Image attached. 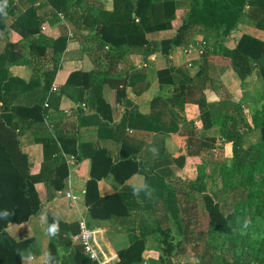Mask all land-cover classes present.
<instances>
[{"label": "trees", "instance_id": "trees-1", "mask_svg": "<svg viewBox=\"0 0 264 264\" xmlns=\"http://www.w3.org/2000/svg\"><path fill=\"white\" fill-rule=\"evenodd\" d=\"M45 1L55 12H63L62 6H65L67 0ZM74 1L79 2V0ZM246 7H248L247 12L245 11ZM13 9L14 0H0V35L4 36L6 46L14 47L18 46L20 42L30 40L28 42L30 55L41 54L42 49L39 48L46 46L38 41L41 38L38 31L41 19L34 16L33 9L28 8L13 21H8L5 16L13 14ZM173 14L174 9L171 1L153 3L152 0H112L110 12L98 10L94 14L86 13L85 16L93 20L90 25L99 41L98 48L108 46L112 52H117L123 47H137L144 50L148 45L144 33L169 29ZM244 18L249 19L256 29L264 30V0H190L189 10L174 36L159 42L158 51L164 59H167L172 51L178 55L184 36L195 27L200 28L205 39H211L212 49H208L202 68L214 64L217 67L216 70L200 68L192 79H188L190 87L196 88L199 92L195 111L202 121L203 129L208 128L210 116L206 113L202 89L204 90L205 86L210 89L213 79L218 77L229 63L232 70L240 73L237 75L240 80L250 75L252 69H256L264 84V42L241 34L232 50L222 47L219 43ZM11 33L16 34L19 38L14 39ZM49 42L47 45H51L53 53L59 54L64 50L66 38L59 36ZM211 56L221 58L222 62L212 59ZM177 61L178 63L182 62L179 58ZM260 61L261 65H258L257 63ZM55 70L56 67L53 65L51 71L44 74V79H48L46 86H43L44 89L49 87ZM207 72L209 77H206ZM90 76L86 73H72L59 92L65 93L69 83L77 79L78 82L84 84L79 85L80 88L91 89L94 96L95 115L101 122L110 125L113 121L109 105L102 99L101 86L105 83L110 90H113L118 89V85L122 84L123 91L126 82L124 79H121L123 81L109 79L103 80L102 84L93 85L88 82ZM85 79L87 83H85ZM156 80L161 85L173 86L172 97L174 98L187 94L186 90L189 86L182 83L174 86L168 69L157 71ZM215 80L218 82L217 78ZM34 85L36 86L38 83L29 82L27 88H33ZM185 106H183V110ZM6 110L8 107L5 105L4 95H0V264H20L21 254L30 242V240L13 241L6 233L7 226L27 222L31 217L36 216L41 206L52 200L57 193L69 188L82 192V198L76 199L74 203L78 212L86 215L88 221L98 222L128 218L130 209L132 207L137 209L140 206H137L134 200L125 198L115 191L100 195L98 182L110 178L115 186H121L136 174L143 176L144 187L149 190V196L140 199L143 204H146L139 210L141 214L138 218L137 235L128 233L126 246L116 251V261L113 264H140L143 261L144 237L150 233L158 235L161 250L158 262L149 259L147 260L148 264H163L168 259L174 249V234L170 223L176 228L177 234L180 230L177 183L173 182L170 177L175 167L169 170L165 169L170 171V175L166 176L164 175L165 170L154 172L152 168L144 169L140 162H137L136 156L139 155L142 158V153L146 155L149 153L132 148L122 141L117 159H114L111 153L104 148L81 144L78 154L73 158L75 165L69 173L65 160L59 154L58 147L49 134L39 135L37 141L42 146V159L39 164L33 165L29 162L28 155L21 149V142L16 133V120H31L32 124H37L42 121L43 111L38 105L30 108L16 107L9 113H6ZM187 119L186 128L184 132H181V135L183 133L186 136L188 150L195 147L196 150L192 149V152L196 154L197 150L207 141L201 138L196 142L198 138L194 136L191 121ZM13 120L15 121L13 122ZM252 125L258 131L259 143L253 148L249 161L246 159L238 161L234 168L237 171L235 173L233 171V182L229 184L225 182L218 190L221 193L224 192L228 195L234 193L235 195L227 201L219 200L213 193H203L202 195L201 201L208 226L227 236L221 248L222 252L214 253L213 264H249V260H251L245 251L247 248L246 235L238 230L250 210L256 216H260L264 211V113L255 118ZM234 137H236V133L221 135L223 141L231 142L233 145ZM59 142L63 143L61 140ZM64 143L68 144L66 141ZM211 143L212 139L209 141V144ZM182 160L181 156L173 159L177 168L182 167ZM86 162H88L87 165ZM184 194L190 193L184 192ZM162 197H164L165 208L157 209L159 198ZM221 206L229 208V213L223 214ZM83 221L86 228H89L84 217ZM46 224L48 229L53 224L58 227V230L53 234L48 231L47 245V262L56 264L59 261L56 249L57 241L69 227L50 217L46 218ZM150 227L151 231H149ZM71 228V233L76 235L78 233L77 224ZM75 243L78 245L73 253L74 264H93L83 254L80 244ZM62 249L65 250L64 247Z\"/></svg>", "mask_w": 264, "mask_h": 264}, {"label": "crops", "instance_id": "crops-1", "mask_svg": "<svg viewBox=\"0 0 264 264\" xmlns=\"http://www.w3.org/2000/svg\"><path fill=\"white\" fill-rule=\"evenodd\" d=\"M167 1L173 3L174 9L169 29L144 33V38L148 42L144 50L137 47H123L117 52H112L108 46L98 48L99 41L90 25L93 20L85 16L86 13L94 14L98 10L110 12L112 0H79V2L67 0L65 6H62L63 12H55L45 0H14L13 14L6 15V19L13 21L26 9H33L34 16L41 19L38 30L41 38L38 41L46 45L39 46V49H42L41 54L30 55L28 47L30 40L9 48L5 44L4 36L0 35V95H4L5 105L8 107L6 113L16 107L30 108L34 105L40 106L43 111L40 123L32 124L31 120H16V133L21 142V149L28 155L30 163L35 165L41 162L42 146L37 139L39 135L49 134L56 143L59 154L65 160L69 173L75 165L73 158L78 154L81 144L104 148L114 159H117L122 141L132 148L149 153V155L142 153V158L136 156L137 162H140L144 169L152 168L154 172H163L165 169L176 167L171 157L174 152L182 150L178 143L181 138L186 139L183 133L181 135L186 128V119L194 122L192 132L195 137H197V129L203 128L200 118L193 119L198 116L195 104L198 102L199 92L196 88L190 87L188 79H192L202 68L212 42L208 37L205 39L200 28L195 27L184 36L179 47V60L182 62L175 63L174 51L164 59L158 51L159 42L174 36L190 5V0H152L153 3ZM247 9L248 7L245 8L246 12ZM247 21L252 23L244 18L228 36L221 39L220 45L232 50L240 35L238 29ZM252 26H248L249 31L242 34L264 42V30ZM11 36L14 39L18 37L14 33H11ZM59 36L65 37L66 43L63 52L58 54L53 53L51 45L47 44ZM211 58L222 62L219 57L211 56ZM229 64L218 77H215L218 82L214 78L210 89L206 86L204 90L202 89L206 113L210 116L209 123L232 105L231 97L224 98V94L229 97L226 90L228 86L225 83L227 73L231 69ZM53 65L56 70L49 87L44 89L43 86L48 82V79H44V74L49 73ZM216 68L213 64L202 69L211 71ZM162 69L169 70L174 86L179 83L189 86L185 96L174 98L173 86L161 85L157 82L156 72ZM74 72L90 74L88 82L93 85L102 84L103 80L123 81L121 79H124L126 86L123 91L122 84L118 85V89L113 90H110L105 83L101 86V96L109 105L112 124H104L95 115L93 93L89 88H80L79 85L84 84L77 79L69 83L65 93L59 92ZM248 76L243 78L244 83L248 80ZM206 77H209L208 72ZM29 82L38 85L27 88ZM184 105L186 106L183 110ZM183 164L185 161L182 160V166ZM103 184L104 191L107 190L105 192L101 187ZM98 191L100 195L115 191L125 198L134 200L140 207L137 209L132 207L126 219L93 222L88 221L86 215L80 214L74 203L76 199L82 198L81 191L69 188L59 192L52 200L41 206L38 214L27 222L7 226L6 233L13 241L30 240L21 254L20 264H48L47 217L69 227L57 241L59 261L56 264H74L73 253L78 244L70 241V237L74 236L71 227L83 217L89 225L87 229L93 233L92 248L102 257L110 258V264H113L116 251L126 246L128 233L136 235L138 233L136 229L141 214L139 210L144 208L140 199L149 196V190L144 187L143 176L136 174L117 187L110 178L101 180L98 182ZM67 193L69 197L66 196ZM63 247L65 250L62 249Z\"/></svg>", "mask_w": 264, "mask_h": 264}, {"label": "rangeland", "instance_id": "rangeland-1", "mask_svg": "<svg viewBox=\"0 0 264 264\" xmlns=\"http://www.w3.org/2000/svg\"><path fill=\"white\" fill-rule=\"evenodd\" d=\"M252 25L248 21L244 22L238 29L240 35L249 31L248 26ZM175 57V63L179 64L177 61L179 54H175ZM257 64L261 65V61ZM238 74H240L238 71L230 69L225 79L229 97L224 94V98H232L230 108L212 119L207 129L198 128L197 132L195 131L198 138L196 142L203 138L207 141L206 144H203L195 154L192 149L196 150V148L192 147L188 150L184 144L186 139L181 138L178 145L182 150L174 152L171 159L181 156L185 164L181 168L175 167L171 175L170 171L165 170L164 175H170L173 182L177 183L180 230L177 234L176 228L170 223L174 234V249L163 264H213L214 253H219L224 245L227 236L216 232L207 224V216L201 201L202 195L213 193L219 200L226 201L235 195L221 193L218 190L225 182L228 184L233 182L234 173L237 171L234 168L238 161L245 159L249 161L253 148L259 143L258 131L252 123L264 113V84L257 70L252 69L245 83L239 79ZM196 117L199 118L195 116L193 119L195 120ZM191 123L193 125L194 122ZM229 133H236V137L232 140L234 145L231 142L226 143L221 138V135ZM211 139L212 143L209 144ZM101 187L104 191V184ZM184 192L190 194L185 195ZM159 200L156 208L164 209V197ZM220 208L223 214L229 213V208L224 206ZM151 229L150 227L149 231ZM238 231L246 235L245 251L251 259L249 264H264V211L260 216H256L250 210ZM143 249V261L140 264H148L149 259L158 262L161 250L158 235L150 233L145 236Z\"/></svg>", "mask_w": 264, "mask_h": 264}, {"label": "built area", "instance_id": "built-area-1", "mask_svg": "<svg viewBox=\"0 0 264 264\" xmlns=\"http://www.w3.org/2000/svg\"><path fill=\"white\" fill-rule=\"evenodd\" d=\"M69 197V193L66 194ZM72 198V197H71ZM78 233L70 237V241L78 242L83 250L84 255L93 262V264H110V258H104L102 255L91 246L93 233L89 231L83 219L77 222Z\"/></svg>", "mask_w": 264, "mask_h": 264}, {"label": "clouds", "instance_id": "clouds-1", "mask_svg": "<svg viewBox=\"0 0 264 264\" xmlns=\"http://www.w3.org/2000/svg\"><path fill=\"white\" fill-rule=\"evenodd\" d=\"M137 191H138V190H137ZM57 230H58V227H57V225H55V224H53V225L48 229V231H49L50 234L55 233Z\"/></svg>", "mask_w": 264, "mask_h": 264}]
</instances>
